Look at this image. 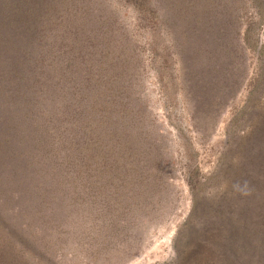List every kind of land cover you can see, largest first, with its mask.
Returning <instances> with one entry per match:
<instances>
[{
	"label": "rangeland",
	"instance_id": "obj_1",
	"mask_svg": "<svg viewBox=\"0 0 264 264\" xmlns=\"http://www.w3.org/2000/svg\"><path fill=\"white\" fill-rule=\"evenodd\" d=\"M105 5L114 42L98 123L52 130L17 250L37 264H264V26L252 49L234 32L189 38L159 12ZM226 5L218 24L255 16L248 0L228 4L240 9L230 19ZM225 208L244 229L224 225Z\"/></svg>",
	"mask_w": 264,
	"mask_h": 264
},
{
	"label": "trees",
	"instance_id": "obj_2",
	"mask_svg": "<svg viewBox=\"0 0 264 264\" xmlns=\"http://www.w3.org/2000/svg\"><path fill=\"white\" fill-rule=\"evenodd\" d=\"M117 1L139 14L161 13L172 32L189 38L197 31L234 32L237 44L252 49L264 26V0H248L255 16L234 29L228 19L218 24L224 18L216 10L227 2L223 12L236 15L239 7L230 13L228 4L238 0H163V10L158 0ZM105 2L0 0V264L35 263L17 250L14 234L21 205L40 196L32 187L43 185L36 172L53 143L54 127L75 121L72 126L78 129L86 123L84 130L98 123L97 114L91 118L92 100L103 94L100 86L109 91L101 79L107 73L105 64L112 61L107 49L114 42ZM68 112L65 124L59 117ZM224 211V225L245 228L237 210ZM242 229L237 232L240 238L255 240L250 230Z\"/></svg>",
	"mask_w": 264,
	"mask_h": 264
}]
</instances>
